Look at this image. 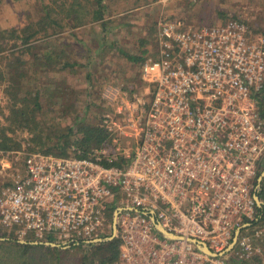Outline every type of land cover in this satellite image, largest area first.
I'll use <instances>...</instances> for the list:
<instances>
[{
	"label": "built area",
	"instance_id": "built-area-1",
	"mask_svg": "<svg viewBox=\"0 0 264 264\" xmlns=\"http://www.w3.org/2000/svg\"><path fill=\"white\" fill-rule=\"evenodd\" d=\"M157 30V58L141 65L150 99L128 101L119 88L124 106L102 121L115 141L133 118L132 154L0 151L14 156L0 185V236L64 249L115 237L110 264H264V32L231 14ZM99 155L129 162L104 166Z\"/></svg>",
	"mask_w": 264,
	"mask_h": 264
},
{
	"label": "rangeland",
	"instance_id": "rangeland-1",
	"mask_svg": "<svg viewBox=\"0 0 264 264\" xmlns=\"http://www.w3.org/2000/svg\"><path fill=\"white\" fill-rule=\"evenodd\" d=\"M61 1L0 0V46L5 48L3 52L0 51V66H6L12 60H8L10 58L8 49L11 45L14 42L21 44L15 40L18 34L10 37L5 32L17 30L22 35L28 23L41 20L45 5H51L55 9L56 4ZM102 5V18L107 21L105 28L100 21L92 20V14L86 13L81 18V25L75 26L74 21L65 20L68 26L64 29L48 28L49 39L41 34L29 46L31 50L23 53L29 60L34 53L40 54L39 58L42 60L46 50L43 43H47L49 48L64 54L55 63L53 61L55 66L52 65L45 69L46 71L41 63L35 81L32 77L23 81L24 84L31 88L35 86V90L41 92L45 90V86L48 88L57 86L63 94L59 101L54 99L52 93L40 95L42 112L36 114L40 125L44 124L56 130L65 128L83 110L87 112L85 122L96 124L98 122L100 125L102 118L105 116L114 118L115 108L124 106L119 102L121 97L119 88L126 91L128 101L133 99V95L148 101L150 88L142 78L141 65L147 58H157L159 49L157 25L160 22L163 24L180 21L190 28L207 27L224 23L226 15L231 14L243 20L249 27L264 32V0H104ZM89 8L90 5L85 3L83 10ZM63 17L61 15V18ZM125 54L142 55L144 61H130ZM64 64H68V67H63ZM25 90L22 89L21 92ZM59 104H65L67 111L61 113ZM7 106L3 86H0V122H3L2 115L6 114ZM117 119L123 123L122 118ZM134 124L133 118L129 123H123L122 133L116 131L117 139L113 141L115 138L113 135L105 150L112 152L117 149L123 154L131 155L135 147ZM17 135L18 138L23 136L20 133ZM29 152L31 151L25 145L20 149L22 155ZM13 160V155L0 157V185L9 173L7 171H10L8 166L12 168ZM263 171L264 166L261 172ZM259 185L264 191V180ZM262 198L264 199V195H261L260 199ZM2 248L0 264H8L10 255H14L15 250L18 255L20 254L18 249L10 245ZM70 251L68 259L64 262L79 264L83 252L79 248ZM30 261L31 264L38 263L34 258ZM17 264H25L22 257L18 258Z\"/></svg>",
	"mask_w": 264,
	"mask_h": 264
},
{
	"label": "trees",
	"instance_id": "trees-1",
	"mask_svg": "<svg viewBox=\"0 0 264 264\" xmlns=\"http://www.w3.org/2000/svg\"><path fill=\"white\" fill-rule=\"evenodd\" d=\"M103 1L104 0H71L68 2L62 0L59 4H56L55 9H53L51 5H45L43 12L44 16L41 20L28 23L22 31V35H20V31L17 30L5 32V34H9L10 37L18 34L19 36L17 35L15 40L19 41L21 44L14 42L11 45V48L8 49L10 53V58L8 60H12L8 62L6 66H0V86H3V94L8 101L7 112L2 115L3 122H0L1 152L17 153L20 152L21 147L25 145L27 149L31 151L29 153L40 151L55 156H76L83 158L98 155L105 150L111 142L113 136L102 123L99 125L98 122L97 124L95 122H85V116L87 115L85 110L80 111L79 114L73 118L69 126L65 128L56 130L44 126V124L40 125L36 117L38 112H42L43 107L40 95L52 93L54 94V99L59 101L60 98L63 97V94L57 86L55 88H48V86H45V90H42V93L41 91L35 90V86L31 88V86L23 82L29 77L34 78L33 81L37 79V74L40 71L39 65L41 66V63L43 65L42 68L47 70L54 65L55 61L59 59L60 56L64 55L61 52H56L54 49L49 48L47 43H43V45L46 46V50L42 55L43 59L40 60V54L35 53L30 60L27 59L23 53L25 51L28 53L31 50L29 46L38 39L36 37L42 34L44 37L48 38L50 36L47 34L48 28L64 29L68 26V22L66 21H74L75 26L81 25V18L86 13L92 14V20L100 21L103 28H105L107 21L102 18L103 15L101 14ZM85 3L90 5L89 10H83ZM61 15L64 17L61 18ZM4 50L5 48L0 46V51L3 52ZM143 54L144 53H142V55ZM125 55L130 61H144L142 55ZM63 67H68V64H64ZM22 89L26 90L21 92ZM49 96H47V99H49ZM58 107L61 113L62 111H67V106L65 104H59ZM258 108L262 116H264V98L258 100ZM103 120L104 118H102L101 122ZM17 133L23 136L18 138ZM99 157L104 166L112 165L123 168L129 162V159L123 155H117L111 163L107 161L108 155H99ZM262 193L263 190L258 193L259 199L261 195H264ZM260 200L264 199L262 198ZM258 212H260V215L264 214L262 209H259ZM110 237L111 236H108V238ZM48 242L50 244H56L54 241L48 240ZM6 245H10L20 252L18 255V252L15 250V254L10 255L11 257L9 258L10 261L8 260V264H17V260L20 257L23 258L25 264H31L30 260L33 258L35 262H38L35 264H50L52 262L54 264H66L64 261L68 259V255L71 252L70 250L78 248L83 252L79 264H95V261L100 264H110L117 260L120 242L114 237L97 244L78 245L64 249L61 246L53 247L50 245L45 246L30 243L20 244L5 235L0 236V249H3L2 247Z\"/></svg>",
	"mask_w": 264,
	"mask_h": 264
},
{
	"label": "water",
	"instance_id": "water-1",
	"mask_svg": "<svg viewBox=\"0 0 264 264\" xmlns=\"http://www.w3.org/2000/svg\"><path fill=\"white\" fill-rule=\"evenodd\" d=\"M264 178V171L262 172V174L260 175L259 179H258V183L260 184V182L262 181V179ZM256 201L257 203H259L258 201V197H256ZM203 251H205L206 253H208L209 251L207 250L206 247H202Z\"/></svg>",
	"mask_w": 264,
	"mask_h": 264
}]
</instances>
